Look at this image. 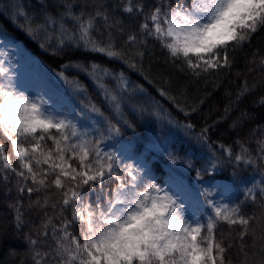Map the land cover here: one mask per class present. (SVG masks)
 Instances as JSON below:
<instances>
[{
  "label": "snow or ice",
  "instance_id": "6c2138e0",
  "mask_svg": "<svg viewBox=\"0 0 264 264\" xmlns=\"http://www.w3.org/2000/svg\"><path fill=\"white\" fill-rule=\"evenodd\" d=\"M115 8L138 17V26L126 30L123 21L113 15L115 9L103 0L86 2L79 12L72 0H63L58 16L45 13L40 22L15 3L7 4L0 15L10 13L13 22L21 21L18 27L33 40H41L40 47L51 49L52 55L82 48L122 60L142 74L143 49L151 39L195 78L230 68L229 50L235 51L264 27V0H155L151 6L144 0H119ZM101 30L107 32V39L97 37L98 32L103 35ZM117 34L126 35L119 48ZM17 63L10 52L0 50V183L13 185L6 194L13 189L17 193L9 205L17 229L27 223L22 211L25 194L27 208L41 215L40 224L24 233L32 264H264V187L257 193L253 185L245 192L258 204V212L251 215L238 203L216 200L211 188L205 187L202 204L208 211L189 216L183 198L170 186L158 183L146 163L108 150L106 141L121 134V121L123 127L135 130L134 123L123 116V95L143 88H133L123 72L113 73L96 63L63 65L56 73L58 79L80 95L86 88L69 79L64 70L85 72L118 118L113 122L89 104L88 111L99 119L96 126L84 127L77 119L80 113L58 111L45 95L21 90L14 71ZM250 63L264 69V57L257 61L254 54ZM108 77L117 81L119 91L107 86ZM254 88L245 80L231 103H238ZM160 94L189 115L177 97L165 91ZM203 102L190 106L191 111ZM257 102L264 105V94ZM154 115L164 118L162 110ZM248 119L249 114L242 113L231 126H242ZM184 127L191 131L194 126ZM207 132V127L201 129L196 140L206 144ZM253 142L255 152L249 146ZM235 144L236 152L231 145H219L229 161L234 158L239 163L264 166V125H256L247 140L238 139ZM167 157L172 165L193 172L197 181L213 175L219 165L215 156L207 167H196L194 161L172 151ZM176 187L184 190L180 184ZM221 225H227L228 231H218ZM248 238L251 244L245 243ZM234 248L235 259L229 255Z\"/></svg>",
  "mask_w": 264,
  "mask_h": 264
},
{
  "label": "trees",
  "instance_id": "16d2710c",
  "mask_svg": "<svg viewBox=\"0 0 264 264\" xmlns=\"http://www.w3.org/2000/svg\"><path fill=\"white\" fill-rule=\"evenodd\" d=\"M74 10H79L85 3H92L93 0H72ZM110 9H115L113 15L123 21L127 30L128 26L137 27L138 17H130L123 14L115 5L119 0H103ZM155 0H144L147 6L153 5ZM9 3L19 4L35 21L43 20L45 13L52 16H58L63 11V0H0V10L4 9ZM67 21L66 26L71 28L72 24ZM21 21L11 19L10 13L0 15V34L7 35L21 43L27 53L31 56L34 64L41 68L45 73L60 72L62 66L71 62L80 64L96 63L113 73L123 72L133 88H143V91L125 93L122 100L123 116L134 123L135 130L123 127L119 136L113 140L106 141V146H120L129 141L146 140L150 136L163 138L170 137L168 144L169 151H172L181 157H188V152L193 151L196 167L202 163V157H197L200 153L216 157L219 159L220 174L218 177L232 181L238 186L236 192L225 203L240 204L245 214L251 215L254 211L258 212V204H254L251 199L245 196L247 188L256 185V192L260 187H264V181L257 183L253 176L264 174V166L259 162L255 165H247L239 163L233 158L229 161L228 157L220 151L219 145H231L233 152L239 150L235 141L247 140L251 129L256 125H264V105L257 101L264 94V69L250 63L255 54L256 60L264 57V27L251 35L248 42L237 47L235 51L229 50V57L232 59L230 68H225L219 72L204 74L199 78L193 77L187 69L182 70L181 62L173 63L169 58L167 51L162 49L158 42L149 40L146 49H143L145 55L142 59L143 74L139 70L129 68L122 60L109 58L101 53L86 51L82 48H68L59 55H52L51 49L45 50L40 47L41 40H33L18 24ZM96 33L98 38L107 39V32L101 30ZM42 39V38H41ZM125 36L116 35L115 44L119 48ZM55 43V40H53ZM127 51V49H126ZM138 65L141 61L137 60ZM65 75L69 79L79 81L86 91L77 95L64 84L67 90V98L75 113H80L77 117L81 126H96L99 119L88 111L87 105L94 104L104 113L116 122L118 119L111 111L109 105L105 101L101 91L96 84L85 72L78 71L75 68H68ZM247 80L249 88H255L248 94L242 96L238 103H231L235 100L236 93L240 86ZM151 81V82H150ZM107 86L112 89L117 88V81L108 77ZM160 91H165L169 96L177 97L180 104L185 107L189 115L180 111L176 104L166 96H162ZM200 100L204 102L199 104L195 112L191 111L190 106L198 103ZM231 103V110L225 112L226 107ZM58 111H66L64 107H57ZM163 111L164 118H158L155 112ZM242 113H248L251 119L245 120L243 125L232 127L234 120L241 117ZM171 121V123H169ZM191 124L193 129L186 131L184 125ZM207 127L208 142L206 144L199 143L196 135L201 129ZM259 132L257 136H259ZM255 152L256 144L253 142L249 145ZM195 156L197 158H195ZM160 160L165 164L171 163L168 160L167 152L160 155ZM153 177L160 181L163 175V169L158 161H151L149 167ZM236 173L233 176V173ZM159 174V175H158ZM180 174L191 179L193 172L188 169L180 170ZM204 175L203 177H206ZM15 178L13 177V180ZM111 186V185H110ZM0 183V264H32V260L28 255V244L24 239V233L29 231L32 225H39L41 215L36 209L29 210L27 208V194L22 198L25 212L26 226L21 230L17 229L15 224V212L9 206L17 199V193L13 189L11 194H6L8 188ZM35 196L32 197L35 200ZM205 211H208L205 206ZM239 229H237L238 231ZM218 231H228L227 225H221ZM251 244V238L245 241ZM253 251L252 249L249 250ZM258 251V245L257 250ZM234 259L237 256V249L234 248L229 253Z\"/></svg>",
  "mask_w": 264,
  "mask_h": 264
},
{
  "label": "rangeland",
  "instance_id": "374dc122",
  "mask_svg": "<svg viewBox=\"0 0 264 264\" xmlns=\"http://www.w3.org/2000/svg\"><path fill=\"white\" fill-rule=\"evenodd\" d=\"M0 50L10 52L14 61H18L14 71L18 74L17 83L21 90L29 95L43 94L50 100L55 109L64 107L66 112L75 113L66 96L67 90L64 87V82L58 79L56 72L45 73L34 64L31 56L21 43L7 35L0 34ZM170 139L167 136L163 138L150 136L146 140H138L139 142L129 141L120 146L110 145L108 150H115L121 155H130L136 162L146 163L148 168L151 161H158L163 169V175L160 181L155 177L156 181L162 185L170 186L171 190L183 198L187 205L189 216L200 215L205 212V206L202 204V191L205 187L211 188L216 200H227L236 192L238 186L234 185L232 181L218 177L221 173L219 167L216 168L213 175H207L203 177L202 181H197L194 179V175H191V179H188L180 174V170L187 169L185 166L162 162L160 155L169 151L168 144ZM187 154L188 157L183 158L191 160V156H194L193 151H189ZM197 157L203 158L202 163L198 167H207L209 162L213 160V157L206 154L203 155V153H200ZM197 157L195 156V158ZM252 178L257 183H261L264 181V174L253 176ZM177 184L182 185L184 190L177 188ZM92 198L95 199V196L93 195Z\"/></svg>",
  "mask_w": 264,
  "mask_h": 264
}]
</instances>
